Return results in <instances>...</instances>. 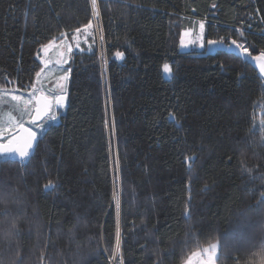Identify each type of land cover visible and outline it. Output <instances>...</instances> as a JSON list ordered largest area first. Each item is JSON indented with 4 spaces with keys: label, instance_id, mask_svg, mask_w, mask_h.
Instances as JSON below:
<instances>
[{
    "label": "trees",
    "instance_id": "16d2710c",
    "mask_svg": "<svg viewBox=\"0 0 264 264\" xmlns=\"http://www.w3.org/2000/svg\"><path fill=\"white\" fill-rule=\"evenodd\" d=\"M201 23L250 61L181 52ZM63 42L58 123L15 113L46 125L0 163V264H185L213 244L215 264H264V0H0V92L34 93Z\"/></svg>",
    "mask_w": 264,
    "mask_h": 264
},
{
    "label": "rangeland",
    "instance_id": "374dc122",
    "mask_svg": "<svg viewBox=\"0 0 264 264\" xmlns=\"http://www.w3.org/2000/svg\"><path fill=\"white\" fill-rule=\"evenodd\" d=\"M91 3H92V0H91ZM95 15H96V8L94 11V16ZM92 27L95 30V18L92 21ZM201 45H203V48L205 47V43L203 40V29H201L200 26L196 32L185 31L181 33L180 45H179V50L181 52H187L189 50H194V49L197 51H201L203 49ZM68 48L69 47H67V45L63 42L61 44L49 43L48 45H46L45 47L41 49V55L39 57V61L42 65V69L40 71V76L39 77L37 76L36 81H35V85H34V89L36 90L34 92L35 94L38 93V91L41 89L43 91L49 90L48 92H51L54 95L60 94L61 92L60 85H63V92H65L67 78L66 79H62V78L68 76L67 69L65 68V64L67 63V55L69 52ZM255 62H256L255 64L257 65V69H258L260 77L264 79V71L261 70V67L264 66V60H257ZM162 70H163L164 78L166 80H169L170 78L165 73L164 67ZM103 71L105 73L104 63H102V72ZM34 93L32 91L30 93L24 92V91L19 92V93L15 91H10L6 93L0 92V120H3L5 123H7L9 114L12 115L13 120L16 121L17 124H19L17 120L18 119L17 116L22 118L21 121L25 118L28 119L29 117L28 113L31 112V115H32V111H33V97H34L33 94ZM13 94L20 96L25 100L30 101L28 105H25L23 102L19 103V107L25 110L23 115H21L20 111H15L12 107V105L17 103L16 101L11 100V95ZM7 109H12L14 113L12 114L10 112L4 111ZM60 109H63V108L61 107ZM15 113L17 114V116L15 115ZM45 121H46V124H57L58 123L57 117L53 121L51 120L50 116H48ZM16 128L17 127H12L11 131L6 130L3 133L2 136L5 137L4 138L5 142L11 137L13 131ZM118 182L119 181L116 176V178L113 180V184H114L113 185L114 186L113 187V190H114L113 191L114 192L113 208L117 213L119 211V207H117V201L119 202V183ZM119 245H120V242H119V239H117L115 255H116L117 249L119 248ZM217 249H218L217 244H213L209 246L208 248H206L205 250L195 253L193 256H191L188 259V261L185 264H209V262L210 264H215V260L217 258ZM112 264H114V262H112Z\"/></svg>",
    "mask_w": 264,
    "mask_h": 264
},
{
    "label": "snow or ice",
    "instance_id": "6c2138e0",
    "mask_svg": "<svg viewBox=\"0 0 264 264\" xmlns=\"http://www.w3.org/2000/svg\"><path fill=\"white\" fill-rule=\"evenodd\" d=\"M93 10L95 11L96 8V0H92ZM91 24H89V27ZM201 29H203L204 25L201 23L200 25ZM183 43V41H182ZM209 48H217L222 46L223 41H214L209 40L208 42ZM237 49H242V45L238 44L236 41L231 42ZM203 48V45H201ZM244 57L243 59L247 60V50L243 49ZM210 55H214L216 53H209ZM120 55L119 53L117 54ZM239 55V53H237ZM255 60H264V56L260 57H253ZM261 70L264 71V66L261 67ZM164 71L168 75L169 78H171V70L167 64L164 65ZM37 76H40V73H37ZM67 77H63L62 79H66ZM61 92L59 95H54L52 97L48 96H41L36 97V104L37 107L35 109V116L31 115V112H29V123L35 124L36 119L43 118L46 115H49L51 120H55L56 116L54 114H51V109L53 107L59 106L62 107L64 103V94H63V85H60ZM11 100L16 101L17 103L12 105L13 109L15 111H20L21 115L24 113V109H21L19 107V103L23 102L25 105H28L30 103L29 100H25L20 96H17L15 94L11 95ZM54 101V104L52 103ZM44 124H41L40 132L36 131L35 128L29 129L24 127L23 123L17 124L16 121L13 120V117L11 114L8 116L7 123H5L3 120H0V137H2L3 133L7 131H11L12 127H18L20 134L15 135L7 140V142L4 141V139L0 138V163L5 162H20L23 166L24 163L30 159L31 155L34 154L35 146L38 144V137L41 135V132H43ZM7 157H18L19 160L16 159L8 160ZM51 185H46L45 190H50ZM117 207H119V202L117 201ZM14 227V226H13ZM211 251V250H209ZM210 264V262H209Z\"/></svg>",
    "mask_w": 264,
    "mask_h": 264
},
{
    "label": "water",
    "instance_id": "95a60500",
    "mask_svg": "<svg viewBox=\"0 0 264 264\" xmlns=\"http://www.w3.org/2000/svg\"><path fill=\"white\" fill-rule=\"evenodd\" d=\"M210 52H212V53H217V52H223V53H226V54H229V55H233V56H235V57H238V58H241V59H243V57H244V53H243V51L241 50V49H237L236 47H235V45H233L232 43H228L227 45H225V44H222V46H220V47H217V48H209V46H208V43H206V46H205V51H204V56H214V55H210L209 53ZM237 53H239V55H237ZM247 61H250V58L249 57H247ZM41 96H45L44 94H42V93H38V94H36V96H35V98L36 97H41ZM64 97H65V99H64V103H63V106L65 105V103H66V96L64 95ZM34 98V102H33V111H32V116H35V109H36V107H37V104H36V99ZM52 103L54 104V101H52ZM62 106V107H63ZM61 107H59V106H56V107H53L50 111L52 112H57L58 111V109H60ZM49 115H46V116H44L43 118H37L36 119V121H35V124H32V125H38V124H40L43 120H45L47 117H48ZM24 127H26L25 125H24ZM26 128H28V127H26ZM30 129V128H29ZM20 134V131H19V128L17 127L14 131H13V133H12V135H11V137H13V136H15V135H19ZM10 137V138H11ZM0 138H2V139H4L5 137L4 136H2V137H0ZM7 158H10V159H16L17 161L19 160V158L18 157H15V158H13V157H7ZM114 258H115V253H114ZM112 262H114V259H113V261Z\"/></svg>",
    "mask_w": 264,
    "mask_h": 264
},
{
    "label": "crops",
    "instance_id": "0c3cea01",
    "mask_svg": "<svg viewBox=\"0 0 264 264\" xmlns=\"http://www.w3.org/2000/svg\"><path fill=\"white\" fill-rule=\"evenodd\" d=\"M49 89V88H48ZM42 90V89H41ZM41 90H39L38 91V93H42V94H44L45 96H48V97H52V96H54V94L53 93H51V92H48L49 90H46V91H41ZM38 93H36V94H38ZM65 92H63V94H64ZM56 95H59V94H56ZM33 102H34V98H35V94H33Z\"/></svg>",
    "mask_w": 264,
    "mask_h": 264
},
{
    "label": "built area",
    "instance_id": "2783aa9c",
    "mask_svg": "<svg viewBox=\"0 0 264 264\" xmlns=\"http://www.w3.org/2000/svg\"><path fill=\"white\" fill-rule=\"evenodd\" d=\"M101 47H102V50H103V44L100 43L99 46H98V49L101 50ZM100 53H101V51H100ZM102 54H103V56H102ZM101 56H102L103 59L105 60V55H104V53H101V54H100V57H101ZM104 69H105V61H104Z\"/></svg>",
    "mask_w": 264,
    "mask_h": 264
},
{
    "label": "bare ground",
    "instance_id": "6f19581e",
    "mask_svg": "<svg viewBox=\"0 0 264 264\" xmlns=\"http://www.w3.org/2000/svg\"><path fill=\"white\" fill-rule=\"evenodd\" d=\"M27 127V126H26ZM7 142V141H6Z\"/></svg>",
    "mask_w": 264,
    "mask_h": 264
}]
</instances>
